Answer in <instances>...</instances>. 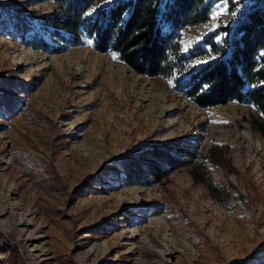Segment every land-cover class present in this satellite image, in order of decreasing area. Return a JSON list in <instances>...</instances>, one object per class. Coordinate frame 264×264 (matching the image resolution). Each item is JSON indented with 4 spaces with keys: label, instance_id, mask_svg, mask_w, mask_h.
Returning <instances> with one entry per match:
<instances>
[{
    "label": "rangeland",
    "instance_id": "rangeland-1",
    "mask_svg": "<svg viewBox=\"0 0 264 264\" xmlns=\"http://www.w3.org/2000/svg\"><path fill=\"white\" fill-rule=\"evenodd\" d=\"M16 4L29 38L49 40L30 12L52 9L0 0V79L24 84L11 116L0 106V264H264V121L254 126L256 111L235 102L200 108L172 80L138 75L90 44L34 49L7 16ZM225 9L217 4L209 25L188 29L185 44L233 24ZM172 139H189L202 154L228 149L229 167L206 162L212 182L230 188L225 203L187 169L149 186L114 179L111 159L142 141ZM88 176L98 183L86 185Z\"/></svg>",
    "mask_w": 264,
    "mask_h": 264
},
{
    "label": "trees",
    "instance_id": "trees-1",
    "mask_svg": "<svg viewBox=\"0 0 264 264\" xmlns=\"http://www.w3.org/2000/svg\"><path fill=\"white\" fill-rule=\"evenodd\" d=\"M40 1L51 3V12L30 14L32 21L42 24L40 30L49 40L41 33L24 36L30 22L22 5L6 12L28 46L56 54L65 46L90 44L138 75L172 80L176 90L200 108L231 102L250 106L260 118L253 124L260 129L264 121V0ZM219 3L234 13L235 22L186 45L188 29L209 25ZM22 86L11 76L0 79V106L9 116L19 102L14 93L24 91ZM228 155L226 147L202 154L200 146L189 139L142 141L111 159L109 166L117 170L114 179L124 186L159 184L175 171L187 169L195 182L225 203L230 188L212 182L206 162L229 167ZM99 172L103 179L109 178V169ZM96 182L95 177H86V185ZM146 207L157 209L151 204Z\"/></svg>",
    "mask_w": 264,
    "mask_h": 264
},
{
    "label": "snow or ice",
    "instance_id": "snow-or-ice-1",
    "mask_svg": "<svg viewBox=\"0 0 264 264\" xmlns=\"http://www.w3.org/2000/svg\"><path fill=\"white\" fill-rule=\"evenodd\" d=\"M225 11H227V9H225ZM223 13H217V16L222 15ZM234 14V13H233ZM216 17H213V19H215ZM207 61H201V63H206Z\"/></svg>",
    "mask_w": 264,
    "mask_h": 264
}]
</instances>
